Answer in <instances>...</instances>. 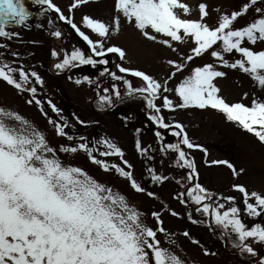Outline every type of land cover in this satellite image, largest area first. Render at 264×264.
I'll use <instances>...</instances> for the list:
<instances>
[{
  "label": "snow or ice",
  "instance_id": "1",
  "mask_svg": "<svg viewBox=\"0 0 264 264\" xmlns=\"http://www.w3.org/2000/svg\"><path fill=\"white\" fill-rule=\"evenodd\" d=\"M35 2L47 5L48 9L59 14V19L75 30L94 56L103 57L106 53H115L121 60L125 58L124 49L118 46L105 47L102 42L110 33L119 31L120 15L115 16L111 24L83 15L82 23L100 38L93 40L72 18L65 16L53 0ZM87 2L88 0H73L69 5V12ZM256 4L257 0H249L239 10L221 13L215 26H210L205 22L209 12L207 4L203 2L198 5L199 19H188L181 18L175 10L182 9L186 15L191 12L190 7L180 0H114L116 12L127 22L134 23L135 28L146 39L172 48V42H184L186 37H190L195 46L190 49L191 54L184 56L185 61H192L194 57L210 51V55L223 65L249 74L264 88V49L254 50L252 47L242 46L254 45L257 41L264 42V8L255 7V12L260 14L255 20L240 27L234 25L237 18L245 15L250 6ZM29 16L23 0H0V37L15 34L5 30L10 21L22 25ZM52 35L59 38L62 33L57 30ZM218 42L217 50L214 46ZM233 50L240 54V58L229 63L224 59L223 53H231ZM51 55L57 57L58 53L53 49ZM93 55H85L79 48H75L70 54L65 53L62 61L54 67L57 70L76 67L75 62L95 65L97 61L93 59ZM99 63L107 64L108 61L102 59ZM167 63L174 69L168 80L185 67L183 62L172 59ZM116 67L121 73H131L142 79L144 86L140 88H132L126 79L124 83L128 86L129 94L138 92L144 95L148 107L159 113L160 106L154 101L160 96L161 89L164 92L171 91L167 87L168 80L161 83L144 71L119 64ZM111 75L114 79H123L115 72ZM223 76L225 73L217 70L211 63L195 67L191 75L175 87L179 102L174 103L164 95L162 107H211L264 143V102L254 99L250 106L240 102H225L218 95L219 89L213 82L215 78ZM30 78H34L35 83H43L35 71L29 73L22 67L17 69L7 63H0V80L17 90L30 92L32 98L27 103L41 105V100L36 97L37 88L31 86ZM83 79L89 80L87 76ZM75 82L79 84L81 80L77 79ZM104 91L107 92L108 89ZM115 95L119 97V91ZM100 100L109 105L112 103L108 95L101 96ZM48 103L53 111L59 112L51 101ZM151 119L163 128L169 127L159 115H153ZM49 123L53 124L57 136L67 137L68 141L74 139L66 131L67 122L61 124L49 120ZM175 128L179 131L174 134L183 136L184 145L188 148L200 147L189 141L180 123L176 122ZM156 135L159 137L160 133L157 132ZM80 140L83 141L84 138L80 137ZM101 143L109 151L101 152L100 155L123 156L122 150L107 139ZM136 146L140 149L139 142ZM167 147L178 153V161H183L181 167L186 166L195 172L193 162L186 159L179 144H169ZM58 151L65 154L83 151L94 164L105 171L115 168L121 177L128 179L131 188L136 192L145 191L131 171L98 159L86 142L75 146L61 144L59 148L51 146L46 135L25 117L14 110L0 107V264H184L178 255L161 246L156 229L144 222V214L130 205L123 194L113 192L111 187L96 180L82 167L65 164L58 156ZM212 163L226 164L235 173L233 165L228 161ZM124 164L131 167L127 161ZM151 179L161 181L166 177L153 174ZM192 179L193 176L189 175L188 180ZM233 188L242 194L244 210L248 216L258 217L264 213V194L249 191L240 184L233 185ZM186 191L195 204L201 205L196 210L210 216L222 230V234H227L232 239L235 248L241 253L257 255L252 241L264 243V226L259 223L246 224L240 216L241 209L234 205L221 211L225 208L224 203L205 202L211 201V194L199 183ZM147 195L153 196L154 193L148 192ZM235 199L234 196L223 197V200L229 202ZM171 214L178 215L175 211ZM151 216L159 226V232H164L160 213L154 211ZM184 235L188 236L189 233L185 231ZM259 264H264V257L260 258Z\"/></svg>",
  "mask_w": 264,
  "mask_h": 264
},
{
  "label": "rangeland",
  "instance_id": "2",
  "mask_svg": "<svg viewBox=\"0 0 264 264\" xmlns=\"http://www.w3.org/2000/svg\"><path fill=\"white\" fill-rule=\"evenodd\" d=\"M53 2L93 40L100 38L82 23L83 15L98 18L109 24L115 16L120 15L119 31L110 33L102 42L105 47L118 46L124 49L125 58L121 60L115 53H106L103 57L94 56L87 43L74 33L75 30L59 19V14L55 15L47 5H40L35 0H23L30 16L22 25L10 21L6 26V31L15 34L0 37V63H7L17 69L22 67L29 73L35 71L42 78V84L35 83L34 78H30L31 86L37 88L36 97L41 100V105H36L35 102L27 103L32 98L30 92L17 90L0 80V107L14 110L25 117L46 135L51 146L59 148L61 144L75 146L86 142L98 159L131 171L136 181L145 189L144 192L133 190L128 179L121 177L115 168L105 171L94 164L83 151H77L75 154L59 151L57 153L65 164L82 167L96 180L111 187L113 192L123 194L130 205L144 214L142 215L144 222L156 229L161 246L178 255L184 264H259L260 258L264 257V243L252 241L256 256L241 253L233 246L232 239L227 234H222V230L215 225L210 216L196 210L195 207L201 205L195 204L187 193L186 196L193 208L181 202L184 201L181 191L182 186L187 185L185 187L187 190L199 183L211 194V201L205 202L224 203L225 208L221 211L234 205L241 209L240 216L246 224L259 223L264 226V213L258 217L248 216L244 210L242 194L233 188V185L240 184L249 191L264 194V143L237 123L228 121L219 110L211 107L165 109L162 107V97L167 95L174 103H178L175 87L191 75L195 67L206 63L213 64L217 70L225 73V76L215 78L213 82L219 89L218 95L229 104L240 102L250 106L254 99L264 102V88L249 74L223 65L210 55V51L194 57L192 61H185L184 56L191 54L190 49L195 46L190 37H186L184 42H172V48L158 41L146 39L135 28L134 23L127 22L116 12L114 0H88L72 12H69V5L73 0ZM180 2L187 4L191 12L186 15L182 9L175 10L181 18L188 19H199L198 5L201 2L206 3L209 16L205 18V22L215 26L221 13L239 10L249 0H180ZM255 7L264 8V0H257L255 6H250L245 15L237 18L234 22L235 27L244 26L255 20L260 15L255 12ZM57 30L62 33L59 38L52 35V32ZM242 46L261 50L264 49V42L257 41L254 45ZM75 48H79L85 55H93L97 63L102 59L107 60L108 63L104 67L107 71L98 68L97 65L87 69L70 66L71 68L57 70L50 64L52 60L59 58L63 51L70 54ZM53 49L57 51V57H52ZM214 49H219V42ZM223 56L229 63L240 58V54L234 50L231 53H223ZM169 59L185 64V67L170 80L168 77L174 69L168 65ZM117 64L144 71L161 83L168 80L167 87L171 91L164 92L161 89L160 96L154 101L160 106L159 113L148 107L144 95L135 98L123 95L127 89L125 79L134 89L143 87L144 84L141 78L131 73H121L116 67ZM111 67L113 69L110 72H115L123 79H114L112 75L110 76ZM49 71L57 75H52ZM88 73H91V80L86 81L83 77L89 78ZM77 79H80L81 83L77 84L75 82ZM104 79L106 80L101 83ZM59 86L63 88H58ZM105 89L108 91L105 92ZM116 91H119V97L115 95ZM104 95L111 97V105L101 102L100 97ZM134 100L138 104V109L135 105L132 106ZM49 101L59 109V112L53 111ZM110 109L118 110L122 114H113ZM153 115L163 117L169 127L163 128L155 123L151 119ZM49 120L61 124L67 122L66 131L74 139L68 141L67 137L57 136ZM176 122L183 126L189 141L200 147L188 148L182 143L183 136L174 134L179 131L175 128ZM157 132L160 133L159 137L156 135ZM80 137L84 140L81 141ZM104 139L118 146L123 156L100 155L101 152L109 151L101 143ZM137 142L140 149H137ZM169 144L180 145L186 159L193 162L195 172L192 173V169L186 166L181 167L183 161H178V153L169 149L167 147ZM124 161L131 167L128 168ZM212 161H228L233 165L235 173L226 164H213ZM153 174L166 179L153 181L151 179ZM189 175L193 176L192 181L188 180ZM148 192L154 195L148 196ZM227 196H234L236 199L232 202L223 200V197ZM154 211L160 213L164 232H159V226L151 216ZM173 211L178 215L173 216L171 214ZM185 231L189 233L188 236L184 235Z\"/></svg>",
  "mask_w": 264,
  "mask_h": 264
},
{
  "label": "trees",
  "instance_id": "3",
  "mask_svg": "<svg viewBox=\"0 0 264 264\" xmlns=\"http://www.w3.org/2000/svg\"><path fill=\"white\" fill-rule=\"evenodd\" d=\"M86 55H87V54H86ZM80 67H82L83 69H84V68H86V69L89 68V66H87V67H86V66H80ZM100 69H101V68H100ZM88 76H89V80H91V73H88ZM92 78H94V76H93ZM121 81H123V80H121ZM131 85H132V84H131ZM58 88H63V87L59 86ZM126 88H127V89L123 92V95L125 94L126 97H129L132 93L129 94L128 86H126ZM61 90H62V89H61ZM133 98H135V97L133 96ZM134 105H135L136 108L138 109V106H137L138 104L135 102V100H134L133 103H132V106H134ZM135 106H134V107H135ZM182 187H183V186H182Z\"/></svg>",
  "mask_w": 264,
  "mask_h": 264
},
{
  "label": "water",
  "instance_id": "4",
  "mask_svg": "<svg viewBox=\"0 0 264 264\" xmlns=\"http://www.w3.org/2000/svg\"><path fill=\"white\" fill-rule=\"evenodd\" d=\"M60 60L58 59V60H56V62H59Z\"/></svg>",
  "mask_w": 264,
  "mask_h": 264
}]
</instances>
